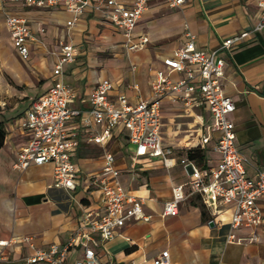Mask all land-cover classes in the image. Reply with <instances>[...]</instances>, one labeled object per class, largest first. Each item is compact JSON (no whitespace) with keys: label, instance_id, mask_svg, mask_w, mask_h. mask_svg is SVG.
Wrapping results in <instances>:
<instances>
[{"label":"crops","instance_id":"0c3cea01","mask_svg":"<svg viewBox=\"0 0 264 264\" xmlns=\"http://www.w3.org/2000/svg\"><path fill=\"white\" fill-rule=\"evenodd\" d=\"M256 1L187 0L172 7L168 0H147L133 40L147 35L148 43L134 51L126 48V37L107 18L109 8L75 13L61 4L0 2V121L5 129L0 148V241L5 245H0V264H14L34 254L27 237L37 248L65 245L75 232L82 205H92L97 216L105 211L100 191L86 179L102 170L104 147L89 141L93 130L79 118L67 125L80 139L72 156L82 173L76 189L54 186L51 163L32 164L25 170L14 167L17 151L30 137V132L20 126V119L32 101L54 83L61 46L71 43L78 48L76 59L64 64L62 79L75 92L69 106L81 109L85 116L90 108L89 94L98 79L113 81L110 96L118 105L134 104L140 97L151 99V81L157 70L173 79L183 76L167 67L163 58L184 42L188 31L197 36L199 49H218L225 38L253 27L258 19ZM8 13L28 20L34 37L29 59H23L14 47L6 24ZM73 18L76 21L69 27L67 21ZM223 55V88L236 103L230 115L235 124V142L247 159V175L256 177L258 170L264 169V28ZM135 84L138 90L133 88ZM121 95L126 96L125 100L119 101ZM161 115L163 144L173 148L171 167L159 158H135V147L126 130L114 131L105 146L115 154L123 186L143 199L144 212L150 217L127 222L113 238L101 242L96 248L100 258L106 264H154V259L167 250L170 264H264V197L258 200L263 214L260 225L233 228L232 204L215 211L207 207L201 195L191 191L189 172L180 162L188 157L202 169L218 166L221 155L214 149L217 133L212 132V139L202 143L213 123L209 109L201 102L187 105L167 96L161 102ZM176 118L191 121L175 122ZM183 124L199 126L197 143L169 141ZM101 128L97 125L95 131ZM197 150L203 157L190 158L189 151ZM174 185L183 186L185 199L178 204L177 215H163ZM230 234L235 235L233 240L228 239ZM82 253L80 246L71 248L65 264H72Z\"/></svg>","mask_w":264,"mask_h":264},{"label":"built area","instance_id":"2783aa9c","mask_svg":"<svg viewBox=\"0 0 264 264\" xmlns=\"http://www.w3.org/2000/svg\"><path fill=\"white\" fill-rule=\"evenodd\" d=\"M5 0H0L4 2ZM187 0H168L169 5L181 6ZM25 4L55 6L61 4L69 11L79 13L87 8L111 9L109 21L126 37V48L130 51L143 49L148 43L147 35L133 40V31L144 14L147 0H24ZM258 19L250 30L242 31L225 38L218 49L202 50L197 47V36L186 33L184 42L163 58L164 64L183 76L173 79L163 70H157L151 81L153 98L140 97L134 104L118 105L110 96L113 81L100 78L89 94L90 108L86 115L82 110L71 108L69 102L75 92L62 79L63 66L72 62L78 55V48L63 44L58 52V60L53 71L54 83L38 98L32 101L20 119V126L30 132L27 143L17 151L14 167L25 170L30 165H53L54 186L74 190L82 179V173L72 160L80 145L79 137L67 125L79 118L93 130L89 141L104 147V164L99 173L86 177L90 186L98 189L105 211L97 216L92 205H82L77 227L69 241L60 247L52 244L37 248L29 237L25 240L34 248V254L24 261L14 264H65L71 248L80 246L82 256L72 264H106L98 255L96 248L101 242L113 238L118 229L133 220L148 219L143 209V199L133 195L123 186L116 166V157L105 146L113 137L114 131L126 130L129 142L134 145V157L159 158L166 167L173 165V148L163 144L161 137V102L167 96L179 99L187 105L203 103L211 112V129L202 137L208 143L211 133H217L214 149L220 155L216 168H200L188 157L180 159L189 172V186L193 193H199L203 203L211 210L232 204L231 226L258 227L263 220L262 209L258 203L264 197V169H259L256 177L247 175L246 157L236 145L234 121L230 115L236 109L232 96L224 91L225 65L224 52L229 50L252 33L264 28V0H257ZM76 18L67 21L72 27ZM6 24L13 39L14 47L23 59H29L30 43L34 39L28 20L22 16L8 13ZM134 89L139 86L135 84ZM121 95L119 101L125 100ZM97 125L102 126L95 131ZM185 199L182 185L172 187V199L165 202L163 215H177L178 204ZM96 235L98 237H96ZM234 234L228 239L233 240ZM5 245V241H0ZM2 256L0 255V261ZM154 264H170L167 250L161 252Z\"/></svg>","mask_w":264,"mask_h":264},{"label":"rangeland","instance_id":"374dc122","mask_svg":"<svg viewBox=\"0 0 264 264\" xmlns=\"http://www.w3.org/2000/svg\"><path fill=\"white\" fill-rule=\"evenodd\" d=\"M184 120L191 121V119L176 118L175 122H181ZM173 129H176V126H174ZM169 141L173 144L179 142H185L189 144L197 143L199 141V126L197 124L190 126L188 124H183L181 131L176 136L173 135L172 137H169Z\"/></svg>","mask_w":264,"mask_h":264},{"label":"trees","instance_id":"16d2710c","mask_svg":"<svg viewBox=\"0 0 264 264\" xmlns=\"http://www.w3.org/2000/svg\"><path fill=\"white\" fill-rule=\"evenodd\" d=\"M5 140V129L3 122L0 121V148L3 146ZM201 151L197 150L196 152L189 151L188 155L190 158H201L203 154L200 153Z\"/></svg>","mask_w":264,"mask_h":264}]
</instances>
